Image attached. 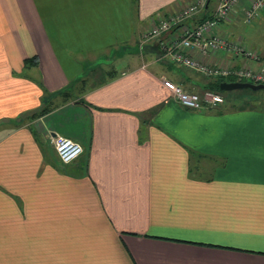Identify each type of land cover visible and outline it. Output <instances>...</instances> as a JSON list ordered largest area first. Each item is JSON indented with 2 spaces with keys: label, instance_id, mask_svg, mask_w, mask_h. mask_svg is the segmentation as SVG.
I'll return each instance as SVG.
<instances>
[{
  "label": "crops",
  "instance_id": "1",
  "mask_svg": "<svg viewBox=\"0 0 264 264\" xmlns=\"http://www.w3.org/2000/svg\"><path fill=\"white\" fill-rule=\"evenodd\" d=\"M188 1L0 0V264H264V104H181V26L141 42Z\"/></svg>",
  "mask_w": 264,
  "mask_h": 264
},
{
  "label": "built area",
  "instance_id": "2",
  "mask_svg": "<svg viewBox=\"0 0 264 264\" xmlns=\"http://www.w3.org/2000/svg\"><path fill=\"white\" fill-rule=\"evenodd\" d=\"M209 2L210 0H190L169 16H153L150 26L142 34L141 42L156 38L179 25L180 31L160 42L164 56L207 76H232L237 80L264 83V61L260 53L250 48L241 35L224 37L217 29L219 23L233 11L239 13L238 16L245 22L254 21L264 10V0H219L213 12L200 19ZM195 18L199 19L198 23L190 26L188 22ZM160 55L162 56L161 53ZM218 56L221 58L218 59ZM238 56L248 61L238 64ZM161 82L181 104L190 108H200L203 104L217 106L224 99L221 92L212 89H206L201 97L198 92L186 90L180 83L166 76H161ZM50 140L62 164L71 162L83 151V145L79 141L63 134L51 135Z\"/></svg>",
  "mask_w": 264,
  "mask_h": 264
},
{
  "label": "rangeland",
  "instance_id": "3",
  "mask_svg": "<svg viewBox=\"0 0 264 264\" xmlns=\"http://www.w3.org/2000/svg\"><path fill=\"white\" fill-rule=\"evenodd\" d=\"M215 1H216V4H215V7H216L219 0H211V4H214ZM231 14L235 15L239 13L232 12ZM217 29L219 33L224 37L232 38L231 32L236 37L241 35L244 38L246 44L250 48L257 50L264 59V10H262L260 16L252 22L251 21L245 22L242 18H240L239 23L235 26V28H233V26L229 27L227 23H223V21H221ZM227 30L231 32H228ZM113 54L116 55L117 52H114ZM142 59L145 60V57ZM176 64L182 67H185L187 69L195 70V71L190 72V75L188 76L189 77L188 80L190 82H187L186 77H185L183 81L185 84H189L191 82L192 83H202V81H205L202 75H200L202 74V72L194 68L182 65V64H178V63ZM210 80L214 82L215 78L212 76ZM181 85L185 87L184 84H181ZM195 85L196 86H194L195 87L194 89L196 91H199L200 87L198 86V84H195ZM213 89L215 91H219L217 87H214ZM219 92H221L224 96V99L222 102V104L224 105H245V106L252 105L256 107H261L264 104V87L258 88V89H252L249 87H241V88L220 90Z\"/></svg>",
  "mask_w": 264,
  "mask_h": 264
},
{
  "label": "water",
  "instance_id": "4",
  "mask_svg": "<svg viewBox=\"0 0 264 264\" xmlns=\"http://www.w3.org/2000/svg\"><path fill=\"white\" fill-rule=\"evenodd\" d=\"M241 87L258 89V88H263L264 83H256V82L244 81V80H223L220 83V88L223 90L241 88Z\"/></svg>",
  "mask_w": 264,
  "mask_h": 264
},
{
  "label": "trees",
  "instance_id": "5",
  "mask_svg": "<svg viewBox=\"0 0 264 264\" xmlns=\"http://www.w3.org/2000/svg\"><path fill=\"white\" fill-rule=\"evenodd\" d=\"M205 14V11L201 14V16H200V19H203L204 17H206V15H204ZM26 61H28V59L26 60ZM223 80H237L235 77H232V76H230V77H215V81L214 82H212V81H210L208 84H207V87H209V89H213L214 87H217V89L220 91V90H223V89H221L220 88V83L223 81ZM240 80H244V81H246V79H240ZM214 90V89H213ZM215 91V90H214ZM218 91V92H219Z\"/></svg>",
  "mask_w": 264,
  "mask_h": 264
}]
</instances>
